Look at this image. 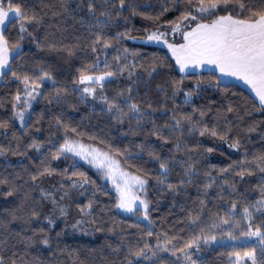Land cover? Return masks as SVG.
I'll return each instance as SVG.
<instances>
[{
    "label": "trees",
    "instance_id": "1",
    "mask_svg": "<svg viewBox=\"0 0 264 264\" xmlns=\"http://www.w3.org/2000/svg\"><path fill=\"white\" fill-rule=\"evenodd\" d=\"M251 2L261 7L259 0ZM88 4L89 0H14L13 7L20 6L28 15L37 14L41 23L26 25L27 33L21 34L20 21L13 20L4 32L9 49L17 50H13L16 44L21 49L0 81V123L7 125L0 128V148L4 149L0 155V178L7 177L17 189L7 196L9 186L0 185V257L4 264L13 260L16 264H128L129 259L132 264H185L183 254L177 252L174 256L171 249L173 245L182 247L197 236L201 237L199 244L188 249L196 264H253L245 253H253L256 264H264V239L245 235L251 223L252 230L259 227L264 236V211L250 208L252 219L243 216L244 207L261 198L258 185L264 173L249 162L264 154V107L240 84L222 83L217 73L210 71L183 75L166 49L136 43L157 29L171 27L168 22L177 20L186 0H126V5H132L141 15H133L132 8L127 6L117 12L119 0H115V7L105 0H94L93 13L88 11ZM164 8L169 11L160 15ZM105 11L111 12L110 20L101 15ZM194 26V23L189 27L181 25L173 41L180 42L183 32ZM119 33L127 35L117 40ZM97 35L106 38L111 47L104 49L97 45L93 51ZM66 49L73 54L69 55ZM89 65L95 67L88 68ZM125 65L128 67L119 72ZM153 67L156 70L149 75ZM85 69L89 75L118 73L103 84L100 95L109 101L115 99L125 110L126 101L137 103L145 119L137 124L135 119L125 118L120 123L103 102L92 107L85 99L81 100L77 81ZM44 72L52 80L38 79ZM24 76L30 77V84L35 81L43 88L27 124L21 128L16 113L24 106ZM57 89L63 90L58 99ZM188 92L193 95L190 103L185 104ZM17 95L21 97L19 101ZM229 105L234 112L226 111ZM194 108L206 112L197 128L215 127L218 132L230 129L227 140L209 134L201 136L199 131L190 133L187 122L181 130L171 133L165 127L174 125V115L180 118L192 114ZM198 120H201L199 111L193 114V121ZM154 125L163 130L167 143L152 135ZM65 138L108 154L124 171L146 179L144 200L149 205L151 224L140 220L141 210L127 215L116 207L117 193L102 171L65 153L59 159H52ZM234 140H239L238 148L229 147ZM33 141L40 144L39 150L30 147ZM178 142L181 151H176ZM208 148L213 151L207 152ZM148 150L161 159L173 161L164 184L159 183L162 178L159 161L149 156ZM189 157L196 162L195 173L185 175L186 164L176 162L188 161ZM42 160L58 171L67 169L68 175L77 172L88 178L89 183L81 188L83 199L79 205L85 206L89 200L95 202L89 218L100 235L98 240H82L60 225L53 227L46 222V207L30 179ZM229 165H234V170L220 171ZM242 167L250 168L255 174L245 175L241 180L235 173ZM52 178L56 182L62 179L59 175ZM212 179L213 186L205 189L204 185ZM168 184L174 185V189L168 188ZM232 184L235 191L230 187ZM233 203L237 205L235 211L231 207ZM33 210L39 212L38 218L32 217ZM229 215V224H221L220 218ZM196 216L200 219L194 224ZM213 223L218 227H212ZM40 229L47 233L48 246L41 243L44 233ZM149 230L152 236L147 234ZM165 235L176 237L167 245V252L156 248L158 243L163 246ZM212 236L215 240L204 242V237ZM145 243L156 255L147 252V259L129 256V247L136 250Z\"/></svg>",
    "mask_w": 264,
    "mask_h": 264
},
{
    "label": "snow or ice",
    "instance_id": "2",
    "mask_svg": "<svg viewBox=\"0 0 264 264\" xmlns=\"http://www.w3.org/2000/svg\"><path fill=\"white\" fill-rule=\"evenodd\" d=\"M106 3H110V6L115 7V0H105ZM4 4H7V8L4 7ZM14 0H0V70H3L8 67L10 49L9 42L5 38L3 33V28L6 22L9 20L10 14L14 15L17 20L20 21L19 32L21 34L27 33L28 29L26 25L32 23L39 24L41 19L37 14L33 13L28 15L25 11L21 9L20 6L13 7ZM261 7H257L255 3H252L251 0H186V7L181 15L177 18L176 21L168 22L171 26V31L173 33L179 32L181 30V25L184 27H189L190 24L194 23V27H191L190 31L183 32V39L185 43L180 45L168 44V48L171 50L173 57L176 60L177 65H179V70L184 72L190 65L192 66H202V65H214L221 74L226 76L236 77L240 80H243L246 84L250 85L252 90L255 92V95L258 97L260 105L264 107V0H259ZM132 8L133 15H141V13L136 12L135 8L132 5H126V0H119V12L125 7ZM88 11L93 13L94 0H89ZM169 11V9L164 8L160 15H163ZM218 11H222L224 15H217ZM245 12L247 15L245 16ZM102 16L106 17L108 20L111 19V12L105 11L101 13ZM215 17V18H213ZM146 19L158 20L159 17H145ZM209 20L208 23L202 21ZM29 35H31L29 33ZM126 33H119L115 38L117 40L122 39L126 36ZM167 35L166 32L157 31L151 32L146 40L147 42H160ZM20 39L23 40L24 36L21 35ZM134 39V38H133ZM166 42V41H164ZM102 45V48L107 49L111 47L110 42L101 35L95 37L92 50L96 51V46ZM19 44L13 45V50L18 49ZM37 47H40L38 44ZM52 48H55V45H52ZM69 55H72L70 49H66ZM127 52V49H125ZM116 59H119L117 57ZM88 68L95 67V65H89ZM105 67H107V62H105ZM128 65H125L123 68L119 69V72L124 71ZM156 69L153 67L148 73L152 74ZM118 73L111 71L105 72L102 75H89L87 74V69L81 70L79 79L77 83L85 86L82 89L81 100L85 96L96 97V87L91 85H99L100 88H103V81L109 77H113ZM15 76L16 74L13 73ZM133 73L129 72V77ZM19 79V77H17ZM52 80V76L48 72H44L43 76L38 79ZM23 83L25 84V91L29 97H32L33 91L39 84L35 81H32L30 84V77L24 76ZM31 87L32 91H28V88ZM63 90L57 89L56 97H60ZM131 88L128 89L130 93ZM120 95H123L121 93ZM193 93H185V104L190 103ZM34 98V97H33ZM21 97L16 96V100L19 101ZM131 97H129V100ZM100 100L106 105V110L113 115V118L120 123L124 122L125 118L129 120L135 119L137 124L145 119V113L141 111L140 106L137 103H129L126 101L127 110L122 107L119 103L115 102V99L109 101L107 97L100 96ZM15 107V105H14ZM151 108V105H149ZM27 108L23 111H19L16 115L19 117L22 125L25 119V112ZM199 111L201 120L193 121V114ZM227 112H234L235 109L229 105L226 109ZM206 115V112L203 110L193 109L192 114H185L180 118L173 116L172 119L175 121L174 125L168 126L170 133L175 132L176 130H181L183 128V123L187 122L188 131L191 133L193 131H199L201 136L209 134L213 137H218L221 140H227L230 129L224 132H218L215 127L209 128L205 126L203 128H197V125L202 123V118ZM238 118L239 114L237 113ZM224 119L227 121V117ZM228 124L231 122L228 121ZM57 124H60L59 119H57ZM5 123H0V128L6 127ZM249 131H254V128H249ZM75 132V129H71ZM152 135L157 136V138L163 139L167 143V139L163 135V130L161 128L153 127ZM179 139V138H178ZM240 146L239 140H234L229 143L230 148H238ZM30 147L40 149V144L33 141ZM144 148L143 145L140 146ZM176 151H181V144L178 142L175 146ZM212 148H208L207 152H212ZM63 153H74L76 156H80L82 159H86L88 163L94 164L97 168L105 170V176L111 180L112 184L115 187L117 193V204L116 207L126 211L132 212L136 207L137 201L142 205L144 209V219L148 220V202L142 200L139 195H137V189L140 191H146L145 186L147 184L146 179H141L140 176L131 175L130 173L124 171L118 161L111 159L108 154H101L96 150L88 151L84 148L83 145H78L69 139L65 138L63 145L57 150V154L52 155V159H59V155ZM4 154V149L0 148V155ZM149 156L153 159L159 161V168L161 172V177L159 178V183L164 184L165 178L170 172V164L173 163L169 159H161L158 154L154 151L148 150ZM91 157V159H89ZM102 157V158H101ZM47 158H45L46 160ZM45 160L41 161V164L37 166L35 173L30 175V179L33 182L34 188L40 189V196L42 200L50 201L52 204V214L47 216L48 224H53V215L55 211H59L61 217H66L68 215L69 208L65 206L62 202L65 201V198L69 197L70 192L74 189H81L85 184L89 183L87 177L83 173L72 172L71 175H68L67 169L64 171H58L55 168H52L50 165L45 164ZM176 163L186 164L185 175H190L195 173V161H192L189 157L188 161ZM255 168L258 169L260 173H264V154L259 155L255 158L254 162ZM230 169L234 170V165H229L228 168L220 169L221 172H228ZM237 176L243 180L245 175L251 176L255 172L250 168H241L240 171L235 173ZM59 175L62 179L56 182V185L53 186L51 190L41 187V184L46 178ZM210 175V174H209ZM75 178V179H74ZM39 181L40 183H37ZM67 181V184L65 183ZM215 183V180L212 179L209 183L204 185L205 189L210 188ZM227 183V181H225ZM0 185H8L9 191L6 193L7 196H12L13 193L17 190L13 181H10L7 177L0 178ZM174 185L168 184V188L174 189ZM233 191H235V185H230ZM261 198L255 202V204L244 207L243 216L245 219H252V212L250 208L255 209L257 212L264 211V176H261L260 183L258 185ZM83 193H81L82 195ZM57 195L59 199H57ZM94 201L89 200L88 204L85 206L77 205L79 213L84 217H90L92 210L94 208ZM203 204V201H201ZM232 210L235 211L237 208L236 203L232 204ZM32 217L38 218L39 212L36 210L32 211ZM200 219L199 216L193 218V223L195 224ZM228 218H220L221 224H229ZM86 221L81 219L77 220L72 227L75 229L79 225L85 223ZM151 224V221H149ZM212 227H218L217 224L213 223ZM203 232V229L201 230ZM41 233H44L43 229H40ZM149 236H152L153 233L149 230L147 233ZM247 236H258L261 239H264L262 236L260 228L257 227L255 231L252 230V225L249 223L248 231L245 233ZM159 240L160 237L157 236ZM164 244H157L156 248L158 250H163L165 252L169 251L167 247L168 244H172V241L176 237L164 236ZM201 237H194L191 241H186L182 247H177L173 245L171 252L172 255H176L177 252L182 253L185 260L190 261V264H196V261L191 259V255L188 252V249L193 248L195 245H198ZM208 239L215 240V237H204V242L207 243ZM45 246L49 245V238L47 233H44L43 239L41 240ZM147 252H152V255H156V251H153L151 246L147 243L144 244L142 248L134 250L132 247H129L128 254L129 256H135L137 258L144 257L147 259ZM239 255V254H237ZM246 256L252 259L253 264H256L255 255L253 253H245ZM0 264H4L3 257H0ZM11 264H16V261L13 260ZM128 264H132V260H128Z\"/></svg>",
    "mask_w": 264,
    "mask_h": 264
},
{
    "label": "rangeland",
    "instance_id": "3",
    "mask_svg": "<svg viewBox=\"0 0 264 264\" xmlns=\"http://www.w3.org/2000/svg\"><path fill=\"white\" fill-rule=\"evenodd\" d=\"M162 32H166L167 35L163 38L162 41L160 42H155V41H152V42H147L146 38L143 39L142 41H136V43L138 44H142V45H149V46H156L158 48H162V49H166L169 53H171L172 55V52L171 50L168 48V44H174V45H179L180 43L179 42H174L173 39L175 38V36L180 32H176V33H173L171 31V27H167L165 29H162L160 30ZM166 41V42H164ZM21 51L20 48H18L17 50H15V53L19 54ZM177 68V71L183 75H186L188 74V70H189V67L184 71V72H181L179 70V65L176 66ZM102 75V74H101ZM93 76H96V75H93ZM112 79V77H109L108 79H106L105 81H103L102 83H106L108 81H110ZM85 86H89V85H79L78 89L80 90L81 94L82 93V89L85 87ZM91 86H94L96 87V97L93 98L92 96H85V100L86 102L91 105L92 107H97L99 106L102 101L100 100V91H101V88L99 85H91ZM242 86V85H241ZM42 88L43 86L40 84L39 87H37L35 89V91H33L32 93V97H29L27 94L24 98V106L23 108H21L20 110H18L17 112L19 111H23L25 108H27V111L25 112V119H24V123L22 125L19 117L16 115V122L17 124L23 128L26 124H27V121L30 117V114H31V111H32V107L34 105V103L36 102V100L40 97L41 93H42ZM28 91H32L31 87L28 88ZM34 97V98H33ZM75 143V142H74ZM78 145H83V144H80V143H76ZM84 148L88 151H92V150H96L97 152L101 153V154H105L101 151H99L98 149L96 148H93V147H90V146H85L83 145ZM65 154H69L73 157H75L78 162L80 163H84V164H87L91 167H93L94 169L96 170H99V171H102L104 174H105V170L104 169H100V168H97L96 166H94V164H90L88 163V161L86 159H82L80 156H76L74 155V153H65ZM109 156V155H108ZM110 157V156H109ZM102 158V157H101ZM89 159H91V157H89ZM112 159V158H111ZM106 180L109 182V184L111 185V187L113 188V190L116 192L115 190V187L114 185L112 184L111 180L108 179L106 177ZM37 183H40V182H37ZM56 185V180L53 179L52 177L50 178H47L45 180L44 183L41 184V187L45 188V189H48V190H51L52 187ZM37 193L38 195L40 196V189L37 188ZM81 193H83V190L82 189H74L70 192V195L69 197L65 198V201L62 202L65 206H67L69 208V211H68V215L66 217H61L60 216V213L59 211H55V214L53 215V220H54V223L53 224H49L50 226H62L66 232H68L71 236H77L78 238L82 239V240H88V241H96L99 239L100 235L99 233L96 231L94 225L92 224V222L90 221V218L89 217H84L82 216L81 213H79V210H78V207L77 205L82 201L83 199V194L81 195ZM0 194H1V191H0ZM137 195L140 196V198L142 200H144V191H140L137 189ZM82 196V197H81ZM41 198V196H40ZM57 199H59V196L57 195ZM42 203L43 205L46 207V215L49 216L52 214V204L50 201H46V200H42ZM122 213L124 214H127V215H131L133 214L135 211L137 210H141V212L143 213L142 216L140 217V220L146 224L149 223V217H148V220H145L144 219V209L142 207V205L139 204V201H137V204H136V207L134 208V210L132 212H126V211H123L121 209H119ZM85 220L86 222L79 225L77 228H73L72 225L75 224V222L77 220ZM47 222V220H46ZM48 223V222H47ZM240 260V259H239ZM186 263L185 264H190V261L186 260L185 261Z\"/></svg>",
    "mask_w": 264,
    "mask_h": 264
},
{
    "label": "crops",
    "instance_id": "4",
    "mask_svg": "<svg viewBox=\"0 0 264 264\" xmlns=\"http://www.w3.org/2000/svg\"><path fill=\"white\" fill-rule=\"evenodd\" d=\"M13 20H17L15 18L14 15L10 14L9 16V20L6 22L4 28H3V33L5 32L8 24L13 21ZM180 44H183L185 43L184 39H182L180 42ZM179 44V45H180ZM178 46V44H177ZM17 53H15V51H11L10 50V55H9V61H8V67L3 69V70H0V81H1V78L2 76L9 70V67H10V62L11 60L14 58V56L16 55ZM171 55V53H169ZM172 58L174 59V62H175V65L177 66V63H176V60L175 58L173 57V55H171ZM206 71H210V72H215L217 73L220 81L222 83H225V84H230V83H235V84H240L242 85L249 93L250 95L260 104L259 102V99L258 97L255 95V92L252 90L251 86L246 84L243 80H240L236 77H232V76H226V75H223L219 72V70L214 66V65H202V66H192L190 65L189 66V70H188V74H192V73H200V72H206Z\"/></svg>",
    "mask_w": 264,
    "mask_h": 264
}]
</instances>
